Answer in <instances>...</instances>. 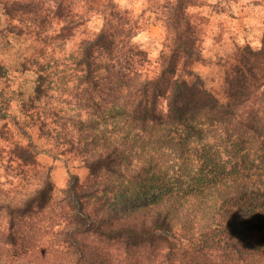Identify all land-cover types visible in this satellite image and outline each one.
<instances>
[{
  "label": "trees",
  "instance_id": "obj_1",
  "mask_svg": "<svg viewBox=\"0 0 264 264\" xmlns=\"http://www.w3.org/2000/svg\"><path fill=\"white\" fill-rule=\"evenodd\" d=\"M83 1L87 12L109 11L69 56L94 113L57 114L33 139L0 94V135L9 142L0 149V264H115L119 256L124 264H264V46L234 54L219 90L192 70V81L181 77L179 52L195 50L177 32V49L164 52L151 74L132 42L137 19L114 0ZM43 4L0 0L4 14L25 19L36 37L59 18L50 38L62 45L82 22L77 4L55 0L51 18ZM176 11L159 18L164 27L182 25ZM161 96L166 111L158 110ZM7 120L20 125L23 141ZM41 152L75 154L89 177L80 183L71 174L57 196L49 171L37 169ZM36 217L46 224L36 226ZM101 242L109 244L104 251Z\"/></svg>",
  "mask_w": 264,
  "mask_h": 264
},
{
  "label": "rangeland",
  "instance_id": "obj_2",
  "mask_svg": "<svg viewBox=\"0 0 264 264\" xmlns=\"http://www.w3.org/2000/svg\"><path fill=\"white\" fill-rule=\"evenodd\" d=\"M35 1L44 2L43 9L48 10L51 18L52 10L55 12V0ZM72 2L77 4L73 13H76L77 17L81 16L82 22L72 34L65 35L66 40L62 45L50 38V35L56 36L55 31L62 26L56 16L53 15L48 25L45 22L46 30L36 37L34 32L25 27V19L17 17L10 20L0 7V71L4 74L3 78L0 77V94L7 99V104H4L10 115L21 121L23 129L31 132L33 139L40 127L52 125L54 118L58 117L57 114L69 117L73 115L79 119L94 113L90 103H83L84 82L78 80L82 72L73 65L69 56L79 54L82 42L102 28L104 14H109V11L104 14L99 11L87 12L86 2ZM114 2L121 13L127 12L126 15L137 19L138 32L132 42L145 52V59L149 63L144 65V69L151 74L157 70L164 52L169 48L177 49L178 41L174 39L177 32L180 37L184 36L185 40L191 39L189 44H192L195 50L191 56L184 51L179 52L176 66L182 71L181 77L192 81L194 78L188 73L192 70L208 87H219V90L224 84V71L239 58H235L234 54L252 56L253 51H258L264 46V0H180L177 11L173 8L178 0ZM172 11H176L182 19V25L177 30L164 27L159 20L160 17L170 15ZM44 37L49 41V45L43 43ZM171 39L174 40L173 43ZM55 58L60 61L59 67L54 64ZM40 74L45 75V78L42 79ZM39 84L42 86L40 92L37 91ZM25 103L32 104L33 108H24ZM158 110L166 111V100L163 96L158 100ZM2 124L3 121H0V126ZM7 125L15 137L23 141L22 133L19 132V129H22L20 125L16 127L9 120ZM42 143H45V140ZM8 145L9 142L0 135V149L6 150ZM46 146L45 150L49 148ZM75 156L71 152L58 157L44 152L38 155L37 169L43 173L49 171L53 193L57 196L61 195L71 174H77L80 183H84L89 177V169ZM8 173H12L10 168ZM2 174L6 173L3 171L0 175ZM1 178L0 181L3 179ZM180 180L183 181V178ZM27 182L30 181H23V185ZM136 191H140L139 187ZM33 220L37 223L36 226L46 224L45 221L39 220V217ZM100 245L104 251L109 244L101 242ZM123 260V256H119L114 263L124 264Z\"/></svg>",
  "mask_w": 264,
  "mask_h": 264
}]
</instances>
